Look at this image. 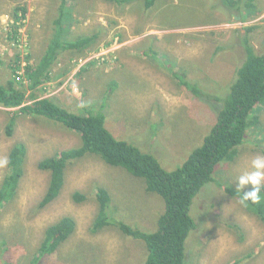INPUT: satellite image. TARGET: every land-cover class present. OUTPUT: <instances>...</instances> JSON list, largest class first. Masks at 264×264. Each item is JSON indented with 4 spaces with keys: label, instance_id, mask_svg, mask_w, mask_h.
Returning a JSON list of instances; mask_svg holds the SVG:
<instances>
[{
    "label": "rangeland",
    "instance_id": "obj_1",
    "mask_svg": "<svg viewBox=\"0 0 264 264\" xmlns=\"http://www.w3.org/2000/svg\"><path fill=\"white\" fill-rule=\"evenodd\" d=\"M77 1V7L71 5L75 21L70 38L100 32L99 43L85 58L71 53L60 56L45 83L47 89H41L46 92L37 89L36 96H53L76 114H82L84 102L96 108L104 97V102L108 99V123L113 124L110 129L117 137L154 155L167 171L181 167L203 145L218 117L212 105L213 110L182 89L173 74H185L211 95L230 90L236 69L245 60L247 28L254 27L253 45L261 48L264 44V0H259L261 12H246V21L234 19L238 12L218 7V0H157V6L147 11L142 0L128 5ZM19 6L27 9L26 17L15 23L18 34L13 39V15ZM58 7L59 0H0V83L15 79L27 97L32 94L25 69L37 65L46 52ZM153 51L157 59L152 58ZM91 55L94 59L87 62ZM81 70L86 72L79 75ZM112 83L117 84L116 92L103 94L113 91ZM14 112L0 106V188L9 171L12 148L18 143L27 146L25 173L16 198L0 211V240H8V261L32 264L45 231L71 218L76 230L55 255L39 264L145 263L148 251L143 241L126 236L112 223L93 230L106 219L100 211L98 188L111 193V219L145 232L158 229L164 200L147 193L143 179L88 156L60 171L62 192L41 209L51 172L40 164L59 152L81 148L82 139L53 121L25 115L17 117L14 134L7 136L6 126ZM256 114L262 125L250 130L236 159L222 162L215 181L194 200L191 215L198 228L188 238L185 264H264V221L229 194L239 190L236 180L240 175L255 171L253 160L264 157L260 151L264 149V108ZM251 190L252 185L243 189Z\"/></svg>",
    "mask_w": 264,
    "mask_h": 264
},
{
    "label": "trees",
    "instance_id": "obj_2",
    "mask_svg": "<svg viewBox=\"0 0 264 264\" xmlns=\"http://www.w3.org/2000/svg\"><path fill=\"white\" fill-rule=\"evenodd\" d=\"M108 1L116 5H128L137 0ZM142 1L146 11L155 8L158 4L157 0ZM218 1L220 2L218 7L238 12L234 19L246 21L248 20L245 19L246 12L262 11L259 0ZM77 2V0H59L60 7L54 10L57 16L52 22L53 38H49L47 50L39 63L35 66L29 65L25 69L24 75L29 82L28 88L33 91L32 94L27 97L26 90L18 89V82L15 79L7 84L0 83V106L15 109L6 126V134L12 136L17 117L25 115L53 121L81 136L83 143L81 148L59 152L51 160L47 159L40 164L43 170L51 172L49 188L39 205L41 209L46 208L60 196L63 187V174L60 171L67 170L69 165L88 156H96L112 167L123 168L133 176L143 179L147 193L159 195L165 203V212L158 220V229L154 232H145L116 221L114 217L111 219L108 213L112 201L111 193L107 188L99 187L100 211L106 214V219L93 230L100 231L112 223L126 236L143 241L148 253L145 263L142 264H185L188 238L198 228L191 215L195 198L207 184L215 181L214 174L222 162L229 163L236 159L250 130L262 125L261 117L256 113L259 108H264V44L261 48L253 45L251 33L254 32V27L247 28L245 35L247 34L248 39L244 42L246 53L244 63L237 67L236 78L229 86L230 90L228 88L229 91L220 95L216 92L211 95L201 90L198 84L191 83L185 74H173L176 80L180 81L182 89L192 92L194 100H198L211 110H213L211 105L215 108L213 111L217 114L218 120L203 145L195 149L181 167L167 171L154 155L145 153L137 146L117 137L110 129L113 124L108 123L105 112L108 99L104 102L103 97L101 104L96 108L85 100L82 114H76L69 111L66 105L55 101L53 96L47 98L36 96L35 90L47 89L45 83L51 79V71L54 65L60 62V56L71 53L73 56L81 54L85 58L99 43L100 32L75 39L70 38V29L75 21V18L72 19L71 5L77 7ZM26 10L21 6L15 9L13 39L15 34H18L15 23L25 19ZM152 54H154L152 58L157 59L158 53L153 51ZM84 70L87 71V68ZM86 71L81 70L79 75ZM111 86L113 91L106 90L103 94L116 92L117 84L112 83ZM41 92L46 91L41 90ZM156 134L153 137H156ZM260 151L264 153V149ZM26 157L27 146L24 143H18L12 148L9 156V171L0 188V211L4 205L16 198L25 173ZM229 194L241 202L240 191L232 190ZM259 194L261 198L258 202L248 201L243 205L250 213L264 221V186L260 187ZM75 230L76 223L71 218H64L50 226L45 231L38 254L34 255L30 262L39 264L42 259L55 255L58 248ZM0 241V264H11L8 261L11 256L8 240L2 238Z\"/></svg>",
    "mask_w": 264,
    "mask_h": 264
},
{
    "label": "clouds",
    "instance_id": "obj_3",
    "mask_svg": "<svg viewBox=\"0 0 264 264\" xmlns=\"http://www.w3.org/2000/svg\"><path fill=\"white\" fill-rule=\"evenodd\" d=\"M252 167L255 171L244 173L238 177L236 181L239 184V190L241 192V203L244 204L248 201L258 202L260 200L259 190L262 184H264V157H257L252 162ZM252 185L253 190L244 192L243 189Z\"/></svg>",
    "mask_w": 264,
    "mask_h": 264
},
{
    "label": "built area",
    "instance_id": "obj_4",
    "mask_svg": "<svg viewBox=\"0 0 264 264\" xmlns=\"http://www.w3.org/2000/svg\"><path fill=\"white\" fill-rule=\"evenodd\" d=\"M94 57H95V55H91L90 59H88L87 62H89L90 60L94 59ZM87 62H86V63H87ZM86 63H85V64H86ZM85 64H84V65H85Z\"/></svg>",
    "mask_w": 264,
    "mask_h": 264
}]
</instances>
